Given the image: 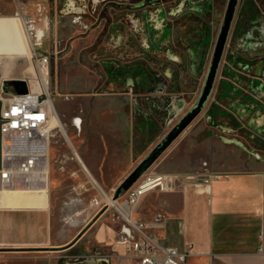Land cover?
<instances>
[{
	"label": "rangeland",
	"instance_id": "1",
	"mask_svg": "<svg viewBox=\"0 0 264 264\" xmlns=\"http://www.w3.org/2000/svg\"><path fill=\"white\" fill-rule=\"evenodd\" d=\"M47 1L57 3L54 17L50 10L44 13V7L37 16H29L35 19L37 30L41 29V34L37 31L41 41L37 53L49 56L48 86L61 122L75 148L87 157L93 156L94 148L98 151L106 145L110 131L111 144L116 152L124 151L125 157L122 160L116 153L112 167L120 164L129 167L123 180L195 104L203 88L227 0H214L212 13L203 18L196 14L193 0L187 1L184 12H176L180 0H76L74 4H67L68 0ZM256 1L264 18V0ZM12 5L15 13L22 10L19 0H0V13L13 11ZM171 11L176 15H171ZM77 15L82 17L75 22ZM198 21L206 26L202 38L195 37ZM207 35L210 40L206 43ZM237 40L231 32L205 107L148 170L192 173L215 164L224 166L229 161L246 159L249 156L243 152V145L250 151L264 148V127L248 129L247 117L237 119L232 112L248 114L237 110L246 108V104L236 109L232 104L255 100L250 106L255 109L251 116L264 115V89L256 86L258 82L264 83V74L256 71L264 63V50L253 57L255 64L245 71L240 58L237 64L232 62ZM191 46L198 52L196 62L188 52ZM180 54L185 57L187 69L182 70L178 87H173L170 94L164 89L148 96L147 85L120 83L134 64L154 69L161 81H165L163 69L179 67V62L172 59ZM199 61H202L200 69L195 70L193 67ZM164 97L172 98L174 108L170 116L167 113L161 120L158 115L163 108L153 107L152 100L162 106ZM257 101L259 105H255ZM158 109L160 112L156 113ZM149 117L155 127L150 128ZM75 118L87 119L81 134L73 127ZM71 149L66 134L58 129L51 146V174L56 182L51 185L50 193L62 204L71 193ZM118 186L104 188L115 194ZM80 251L81 246L77 253Z\"/></svg>",
	"mask_w": 264,
	"mask_h": 264
},
{
	"label": "crops",
	"instance_id": "2",
	"mask_svg": "<svg viewBox=\"0 0 264 264\" xmlns=\"http://www.w3.org/2000/svg\"><path fill=\"white\" fill-rule=\"evenodd\" d=\"M11 8L0 13V93L2 89L16 92L10 84L13 80L25 81L28 89L36 90L40 79L33 58L39 49L27 51L17 17L21 11L37 16L42 8L53 16L57 3L24 0L22 10L15 13ZM85 122L83 118L78 134ZM252 122L248 129L263 128L264 115ZM111 137L108 131L106 145L98 151L94 148L90 157L70 140L71 193L63 204L50 193L56 182L52 174L44 204H29L34 195L27 190L0 189V264H129L120 243L122 223L112 210L99 211L90 205L101 194L94 184L106 195H114L104 187L120 185L129 168L112 167L115 155L125 157L124 151L116 152ZM243 149L249 157L224 166L215 164L192 173L166 169L182 176L194 174L196 181L183 180L173 191L147 192L133 209V217L152 223L157 214H163V222L154 227L160 243L180 251L191 245L189 264H264V148L250 151L243 145ZM74 151L80 160L73 157ZM83 183L87 189L79 187ZM80 246L82 251L77 253Z\"/></svg>",
	"mask_w": 264,
	"mask_h": 264
},
{
	"label": "built area",
	"instance_id": "3",
	"mask_svg": "<svg viewBox=\"0 0 264 264\" xmlns=\"http://www.w3.org/2000/svg\"><path fill=\"white\" fill-rule=\"evenodd\" d=\"M19 3L22 9L23 2L19 0ZM21 18L33 48L39 47L41 41L37 34L35 19L25 15L23 11ZM36 62L40 73L49 71L47 54L36 53ZM0 100L2 101L0 189L48 191L51 178V146L56 131L62 129L56 123L59 114L49 86L45 85L43 80H39L38 89H29L26 93H10L2 89ZM77 119H80V123ZM74 124L80 131L81 118H75ZM73 153V157L79 159L77 153L75 151ZM81 167L85 168L82 163ZM73 174L77 176L76 171ZM183 180L195 182L196 175L182 176L147 170L133 186L123 190L118 198L106 195L99 185L94 184L101 194L93 197L90 205L99 211L112 210L122 223L120 243L126 251L129 264H189L187 257L191 245L188 246V250L180 251L160 243L154 227L163 222L165 218L163 214H157L152 223L136 219L132 215L133 209L144 194L154 190H176L180 188ZM79 187L87 189L85 183ZM260 251L263 252V249L260 248Z\"/></svg>",
	"mask_w": 264,
	"mask_h": 264
},
{
	"label": "flooded vegetation",
	"instance_id": "4",
	"mask_svg": "<svg viewBox=\"0 0 264 264\" xmlns=\"http://www.w3.org/2000/svg\"><path fill=\"white\" fill-rule=\"evenodd\" d=\"M75 1L76 0H68L67 4H74ZM187 1H190V0H180L176 12L186 11L187 9L185 8V5H186ZM193 2H194L193 8L195 9L196 14H198L202 18L207 17L208 15H210L212 13L213 5L215 3L214 0H193ZM229 3H230V0H227L226 9H225L224 16H223V19L221 22V26H220L219 31L217 33L215 43H214L213 53H212L210 64H209V67H208V70L206 73V77H207V74H208V71H209V68L211 65V61H212V58H213V55H214V52H215V49H216V46L218 43V39H219V36L221 33V29H222V26L224 23V19H225L226 13H227ZM73 6H75V5H73ZM169 13L171 15H174V16L176 15L175 11H171ZM236 16H238V19H236ZM77 17L78 18H76L75 22L77 20L79 21V18H81L82 16L77 15ZM200 20H202V19H200ZM203 24L204 23L202 21L199 22L198 27L195 30V37L199 36L202 38L203 33L206 31V26ZM167 26H168V28H170V23H168ZM208 27H210V26L208 25ZM231 32L233 33L234 38H236V37L238 38L237 45H236L237 49H235V51L237 53H236V57L232 60V62L237 64V62H238L237 60L240 58L241 62L243 63L242 69L246 71V70H248L247 68H250L251 66H253L252 64H255L253 61V57H257V54L260 52V50H264V18H263V15L260 14L259 5H258L256 0H242V1L237 0L234 16H233V19H232V22L230 25L226 44L224 46V50H223L222 57L220 60L218 72H219V69H220V66L222 63L223 55H224V52L226 50V45L228 43V39L230 37ZM209 40H210V36L207 35V39L205 40L206 43ZM194 48H192V46H191V48L189 47L188 52L191 54L190 58L196 62V60H197L196 54L198 52H195L196 49L194 50ZM253 54H255V55H253ZM203 60H204V57L202 58V61ZM172 61L179 62L180 66L179 67L178 66L173 67V68L171 66H169V69H167V71L165 69H163L162 74L166 79L165 81H161L162 77H160L158 73H155L154 69H149L148 66H147V68H144L143 66H140V65L137 66L134 64L131 67V71L128 73V75L121 78L122 81H120V83L122 84L124 81L125 85L131 84V85L135 86L136 84H139V83H141L143 85H147V88L150 90L148 96H152V94H154V92H156V91L162 92L164 89H168V91H169L168 94H170V91H172L173 87H178L179 80H180L179 76L182 73V70L185 71L187 69V65L185 64V57L182 54H180L177 59H172ZM202 61H199L197 63V65L194 66L193 68L195 70L200 69ZM259 62L261 63V61H259ZM192 64H193V62H192ZM259 65L260 66H258L256 71L261 73V74H264V63L259 64ZM165 68H166V66H165ZM189 68L192 69V66L189 65ZM123 72L124 71H122V73ZM218 72H217V76H218ZM217 76H216V78H217ZM206 77H205V81H206ZM205 81H204V84H205ZM215 81H216V79H215ZM204 84H203V87H204ZM259 85H261V86L259 87ZM256 86L258 88H260L261 90L264 89V83L258 82V84H256ZM202 90H203V88H202ZM202 90H201L195 104L185 113V115L198 104ZM168 96H170V95H168ZM165 100L166 101L168 100V102L165 103ZM162 101H163V103L161 106L159 101H155V99L152 100V106L153 107L159 106V108H163V110L161 111L162 114L158 115V117L161 118V120L166 118L167 113L170 116L171 111L174 108V105L172 104V101H173L172 98H171V100H169V97L168 98L164 97ZM254 101L255 100H252V101H249L248 103H244L245 101H242V102L239 101V102H235L234 104H232V105H234V109H236L238 106H242V105L246 104L247 105L246 108L242 109L240 107V109L238 108L237 110H243L244 112L245 111L249 112L248 114L244 113L245 114L244 115V114H240V113L237 114V113H235L236 110H232L234 118L240 119V117H241V120H245V118L247 117V119L249 120L247 126L252 125L253 124L252 120L258 119L262 115V114H257V115L251 116V112H253L255 109L251 108L250 106L252 104H254L253 103ZM255 105H259L258 101ZM150 110L153 111L152 108H150ZM156 111H157L156 113L160 112L159 109ZM148 120H149L148 123L150 122L149 123L150 128L155 127V122L150 117L148 118ZM248 120H246V121H248ZM254 127L258 128L256 126H254ZM258 129L260 130L261 128H258Z\"/></svg>",
	"mask_w": 264,
	"mask_h": 264
},
{
	"label": "water",
	"instance_id": "5",
	"mask_svg": "<svg viewBox=\"0 0 264 264\" xmlns=\"http://www.w3.org/2000/svg\"><path fill=\"white\" fill-rule=\"evenodd\" d=\"M237 0H230L218 43L211 61V65L206 77V81L199 99L198 104L191 109L164 137V139L153 149V151L128 175L117 187L114 197L118 198L123 190L129 189L137 180L150 168V166L161 156V154L171 145V143L180 135V133L192 122L198 113L204 108L215 83L220 60L226 44L230 25L234 16ZM14 86L17 93L28 92V86L25 81L13 80L10 83ZM2 109V101L0 100V116ZM1 118H0V167H1Z\"/></svg>",
	"mask_w": 264,
	"mask_h": 264
},
{
	"label": "bare ground",
	"instance_id": "6",
	"mask_svg": "<svg viewBox=\"0 0 264 264\" xmlns=\"http://www.w3.org/2000/svg\"><path fill=\"white\" fill-rule=\"evenodd\" d=\"M17 22H18L19 30H20L21 37H22V40H23V45L25 46V48L27 49V51H30V49L33 50V46H32V43H31V39L26 34V32H24L23 22H22V18L20 16L17 17ZM38 30H39L38 31V34H41V29H38ZM48 75H49V71H45L43 74L38 71L37 78H39L40 81L43 80L44 83H45V85L48 86L49 85ZM77 120H78V123H80V119H77ZM56 123L62 127V130L66 134V137H67L68 142L71 144V142H70L71 138L66 133L65 128H64V126H63V124L61 122V119L59 117H57ZM50 183H51V181H50ZM3 189H5V188H3ZM27 191H28V193H32L34 195V199L30 200L28 202L29 204H44V203H47L48 196H49V191H33V190H27Z\"/></svg>",
	"mask_w": 264,
	"mask_h": 264
}]
</instances>
